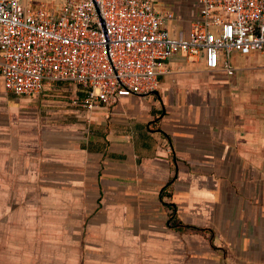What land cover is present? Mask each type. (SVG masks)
I'll list each match as a JSON object with an SVG mask.
<instances>
[{
    "label": "crops",
    "instance_id": "1",
    "mask_svg": "<svg viewBox=\"0 0 264 264\" xmlns=\"http://www.w3.org/2000/svg\"><path fill=\"white\" fill-rule=\"evenodd\" d=\"M153 4L174 37L201 19L198 0ZM0 80V264H264L262 53L170 58L152 94L93 110L119 124L104 147L33 131Z\"/></svg>",
    "mask_w": 264,
    "mask_h": 264
},
{
    "label": "built area",
    "instance_id": "2",
    "mask_svg": "<svg viewBox=\"0 0 264 264\" xmlns=\"http://www.w3.org/2000/svg\"><path fill=\"white\" fill-rule=\"evenodd\" d=\"M201 19L186 35L172 36V14L153 0H64L52 11L22 0H0V73L16 97L48 87H78L72 106L93 111L121 97L149 95L158 75L177 55L203 58L208 69L219 54L264 55V0H198ZM228 74L232 68L224 62Z\"/></svg>",
    "mask_w": 264,
    "mask_h": 264
},
{
    "label": "rangeland",
    "instance_id": "3",
    "mask_svg": "<svg viewBox=\"0 0 264 264\" xmlns=\"http://www.w3.org/2000/svg\"><path fill=\"white\" fill-rule=\"evenodd\" d=\"M27 1L32 7L53 8L50 5H45L46 2L50 3L48 0ZM77 90L76 85L63 83L55 85L39 95L29 97H10L8 95L5 99H15L16 101L27 99L30 101L26 104H20V108H23L22 115L36 124L32 126L33 131L34 128H38L42 124L44 126L46 123L47 127L51 129L49 130L50 134L54 132L61 139L63 138L66 146L86 145L91 147L96 145V147H104L105 136L110 126H117L116 129L118 130L119 124L112 121L109 113H95L97 111H86L72 106L71 99L76 96ZM32 109L35 111L29 114Z\"/></svg>",
    "mask_w": 264,
    "mask_h": 264
},
{
    "label": "trees",
    "instance_id": "4",
    "mask_svg": "<svg viewBox=\"0 0 264 264\" xmlns=\"http://www.w3.org/2000/svg\"><path fill=\"white\" fill-rule=\"evenodd\" d=\"M166 196V193H163L162 197ZM165 206L167 210L169 211L168 215V225L170 228L177 230V231H182L187 227L181 223V221L178 220V218L175 216V208L172 206L170 203H165Z\"/></svg>",
    "mask_w": 264,
    "mask_h": 264
}]
</instances>
